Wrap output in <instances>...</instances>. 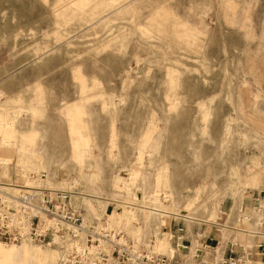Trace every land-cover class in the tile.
Wrapping results in <instances>:
<instances>
[{
    "label": "rangeland",
    "instance_id": "1",
    "mask_svg": "<svg viewBox=\"0 0 264 264\" xmlns=\"http://www.w3.org/2000/svg\"><path fill=\"white\" fill-rule=\"evenodd\" d=\"M263 63L264 0H0V176L45 172L87 219H137L132 234L161 216L109 201L129 195L117 183L179 209L211 190L249 203L261 177L239 146L264 145ZM14 263L59 253L0 243Z\"/></svg>",
    "mask_w": 264,
    "mask_h": 264
},
{
    "label": "built area",
    "instance_id": "2",
    "mask_svg": "<svg viewBox=\"0 0 264 264\" xmlns=\"http://www.w3.org/2000/svg\"><path fill=\"white\" fill-rule=\"evenodd\" d=\"M0 167H6L2 161ZM124 172L131 177L129 169ZM27 176L23 183L0 176L2 244L54 247L58 264H264L260 198L225 207L211 190L206 196L197 192L196 202L179 209L171 191L117 183L129 195L109 201L129 213L138 209L161 216L151 235L132 234L126 226L137 219L125 217L116 226L109 219L88 220L74 201L79 192L50 187L45 172ZM210 201L214 217L208 212ZM160 241L166 249L158 247Z\"/></svg>",
    "mask_w": 264,
    "mask_h": 264
},
{
    "label": "crops",
    "instance_id": "3",
    "mask_svg": "<svg viewBox=\"0 0 264 264\" xmlns=\"http://www.w3.org/2000/svg\"><path fill=\"white\" fill-rule=\"evenodd\" d=\"M262 66L263 68L261 70V81L262 86L264 88V63ZM239 150L241 154V163L245 165L248 170L247 172L250 171V173H258L255 175H259L261 177V187H253L248 196L252 194L250 196V200H252V198H260L264 202V145H259L257 146V148H255V146L250 145L249 142L248 144H243L242 146H239Z\"/></svg>",
    "mask_w": 264,
    "mask_h": 264
},
{
    "label": "bare ground",
    "instance_id": "4",
    "mask_svg": "<svg viewBox=\"0 0 264 264\" xmlns=\"http://www.w3.org/2000/svg\"><path fill=\"white\" fill-rule=\"evenodd\" d=\"M89 220V219H88ZM157 225H159V222L157 223V222H155L154 224H152V227H151V230H155V228H156V226ZM145 235H147V234H145ZM1 243V242H0ZM23 245H28V244H23ZM166 246H167V244L165 243V242H163V241H160L159 243H158V247L160 248V249H166ZM15 264V263H14Z\"/></svg>",
    "mask_w": 264,
    "mask_h": 264
}]
</instances>
